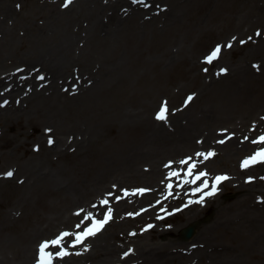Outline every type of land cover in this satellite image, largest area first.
Wrapping results in <instances>:
<instances>
[{
	"label": "rangeland",
	"instance_id": "1",
	"mask_svg": "<svg viewBox=\"0 0 264 264\" xmlns=\"http://www.w3.org/2000/svg\"><path fill=\"white\" fill-rule=\"evenodd\" d=\"M257 1L264 3V0H196L191 5L181 7L179 9L181 19L176 22L171 21L170 25L165 24L167 21L147 19L149 21L145 25L136 27L137 30H141L140 32L130 27L126 37L120 42L121 49L124 51L127 49L125 57L128 60V65L120 71L126 77L127 83H116V80L113 79L111 85L114 87L108 89V91L115 90L112 91L113 93L95 96L89 92L90 95L86 98L80 96L82 98L70 99L69 97L80 95L78 77H87L90 74L102 72V68L107 65L104 57L108 53L101 52L98 50L99 48H93L87 57L77 59V61L83 62L84 66L81 65L80 68L77 63H75L77 65L74 63L70 65L69 72L73 73V78L76 81L72 87L66 89L70 93L64 92L62 88L56 86V90L40 94L43 97L35 101L31 98L35 95L23 100L19 96V100L16 99L13 103L20 105L23 111L21 114H11L8 117H5L7 109L6 106H3L5 108L0 113V143L9 140L11 145L5 148L0 147V178L5 169L15 167L14 163L18 164L17 158L31 155L40 157L45 152L43 156L47 160L44 162V167L49 171L60 170L59 172L63 173L68 180L75 179V182H72L74 184L78 179V182L96 179L103 171L104 159L109 156L107 149L109 145H112V143L109 144L110 140L117 134L124 140L128 136L135 135V138H132L135 142L133 140L132 142L136 143L135 145H141L142 137L140 135L143 130L148 127L153 128L154 122L161 120L157 119V115L162 104H168L173 112L184 105L188 107L193 102L195 103L192 108H196L201 101L202 103H206L205 100L208 103L220 101L222 93L220 90L211 91L210 94H204V98L200 99L199 97V100H196L201 85L205 82L209 83V78L214 73L217 76L219 66L232 67L235 62L241 59L246 64V62L258 61L264 57V14L255 10ZM7 2L19 13L18 22L14 26L17 27L15 36L18 38L15 40L10 55H6V57L12 58L7 59L8 68L12 72L16 68H21L22 60H18V58L29 52L35 55L42 51L38 42L33 44L31 35L34 31H39L41 26H52L54 20H51L48 14L60 9L63 0H7ZM98 2L100 3L96 4L97 1L87 3L85 0H79L71 6L72 10L70 11L72 12L59 15L54 25L55 28L69 29L74 32L80 28L82 32L85 31L83 28L90 26L91 16L98 12L99 8L102 9L104 3L101 0ZM165 4L171 5L169 1ZM136 20L138 24V17ZM240 28H244V30H240ZM257 31H262V36H260L262 39L257 45V47L259 46L258 51L255 50L244 57L252 43L242 45L241 40L247 39L249 34ZM231 37H233L232 40H230ZM227 39L230 40L231 47L227 46L223 56L214 62H206L205 59L208 57L210 49L215 44L223 45ZM11 60L13 61L11 62ZM223 82H226L225 79ZM29 87L30 85H27L25 89L27 90ZM193 94L195 97L191 102L192 100H188V97ZM261 106L264 107V101ZM121 108H128L133 114V118L128 124L120 116ZM108 111H110L109 116L107 115ZM111 113L113 114L111 115ZM259 113L261 110H258L256 115ZM252 117L253 119L250 121H254L255 116ZM86 118H89L90 122L95 120L100 123L101 136L98 135L97 143L93 144L96 146L94 149L96 154L85 151L75 144L55 152L51 145L54 143H49V140L53 141V137L48 138V134L44 135L43 139H39V135L45 127L53 125L57 130L62 131L60 133L55 131V135L65 140L68 129L73 128L76 124L88 122ZM228 123L230 122L221 121L217 123V126L224 128L227 125L228 127ZM262 130L264 131V129L258 131ZM251 135H255V133ZM132 142H125V145H134ZM193 150L195 148L182 151L177 157ZM47 151H49L48 155ZM251 152L248 150L244 154H238L233 160L228 157L224 158L223 151H218L217 156H210L206 159V164L200 165L196 170L200 173H207L203 176V186L207 184V187L212 189V186L215 185L213 187L215 192L219 191L214 194L211 202L209 200L207 208L204 207V204H207L202 197L204 193L185 191L181 197L173 198L170 191H167L163 201L155 204L153 214L147 219L140 218L138 212L128 206L124 211L128 214L124 218H116L109 224L107 223L99 232L101 233L98 236L99 239L110 236V243L120 247V251L122 248L139 245L149 246L162 243L179 245V242L190 241L205 224L214 223L218 208L231 213V219L238 218L240 213L247 209L238 202V199H242V191H239L238 188L240 183L244 182L253 186V192L247 196L248 204L255 203L257 199L261 200L264 196V193L257 192V190H264L263 164L257 166L255 163L249 164L247 166L249 168L243 166L244 159L248 160V157L252 155ZM177 154V150L167 153L162 157V160ZM190 163L192 167L195 161L191 160ZM195 165L197 166V164ZM233 166L242 171L241 179L237 181L238 185L234 178L229 177L232 174ZM189 169L185 170L188 172ZM194 170L192 169V171ZM225 172L229 174L228 178L217 183L216 177L225 176ZM161 177L167 178L168 175L164 173ZM131 183L122 182L121 185L144 189L143 185L147 184L144 177ZM26 184L21 179L0 182L1 235L13 237L12 240L15 241L19 238L15 239L14 237L33 233L36 238L35 242L42 243L43 240H48L47 238L56 235L60 237L62 233L67 232L70 235L64 237L63 240L67 245L71 244V249L75 248L72 253L74 260L71 264L74 262L89 264L96 261L98 253L91 251L89 256H84L80 248H78L79 251L76 250L79 245L74 244L73 232L78 231L74 230L84 221L86 222L85 219L81 221V218L77 216L79 201L73 195L74 193L65 189L60 190L49 184L39 186V188L34 187V189L31 187L21 188ZM144 199L146 201V198ZM196 201H202L198 204L201 207H186L188 203L193 204ZM192 223H196L194 234L188 239L183 238L182 229ZM225 228L227 227H223L224 231H219L220 235L217 240L218 243L231 246L232 252L237 251L240 260L236 264H264V248H262L264 244L252 243L253 240L250 236L254 234L243 236ZM163 231H167V233L163 234ZM173 238H176L177 242L171 241ZM90 241V244H93L94 240ZM89 242L82 250L89 246ZM14 245L15 248L18 247L17 243ZM8 254L11 259L15 258V249H8ZM104 254L106 253L102 255ZM69 260L72 259L69 258ZM207 260L206 257L203 261Z\"/></svg>",
	"mask_w": 264,
	"mask_h": 264
},
{
	"label": "bare ground",
	"instance_id": "2",
	"mask_svg": "<svg viewBox=\"0 0 264 264\" xmlns=\"http://www.w3.org/2000/svg\"><path fill=\"white\" fill-rule=\"evenodd\" d=\"M95 1H97L96 4L100 3L98 2L100 0H85L87 3ZM167 1L172 6L169 4L167 6L165 4ZM195 1L144 0L141 3L138 0H101L104 3L101 4L102 9L99 8L98 12L91 16L90 26L83 28L85 30L83 32L80 28L75 32L69 29L55 28L56 19L60 14L72 12L70 11L71 8H60L48 14L49 18L54 20L52 26H41L39 31H34L31 35L33 44L38 42L42 51L35 55L29 52L18 58V60H22L21 68L15 67L16 69L11 72L8 68L7 59L12 58L6 57V55H10L15 40L18 38L15 36L17 27L14 26L18 22L19 13L8 4L7 0H0V104L6 100L5 117L11 114H21L23 108L17 103H13L16 99L19 100V96L23 100L35 95L31 97L35 101L43 97L40 94L56 90V86L60 88L72 86L76 81L73 78V73L69 72L70 65L77 63L80 68L81 65L84 66L83 62L77 61V59L87 57L93 48H99L98 50L101 52L108 53L104 57L107 65L101 67L102 72L99 71L87 77L82 76L81 82L78 83V87L81 89L80 95L69 97L70 99L86 98L90 94L99 96L113 93L112 91L115 90L108 91L114 87L111 85L113 79L116 80V83H127L126 77L120 73L122 68L128 65V60L125 57L127 49L126 51L121 49L120 42L126 37L128 29L133 27L137 30L138 25H145L149 21L147 19L167 21L165 24L170 25L171 21L176 22L181 19L179 10L181 7L184 8ZM256 4L255 10L264 14V3L257 1ZM240 30H244V28H240ZM140 31L137 30V32ZM248 36L250 38L247 43L252 44L248 47L244 57L255 50L258 51L259 46L257 47V45L262 39L260 37L262 31L253 32ZM232 39L233 37H231ZM234 40L236 41V39ZM225 48L226 46L222 47L221 51L224 52ZM76 56L77 58H75ZM46 57L48 58L46 59ZM249 63L244 64L241 59L235 62L232 67L220 66L216 73L217 76L214 73L209 78V83L202 84L201 90L199 88L196 96V100H199V97L200 99L204 98V94L220 90L222 92L220 101L208 103L205 100L206 103L201 101L196 108H192L193 103H195L193 102L195 94H193L192 105L189 104L188 107L184 106L173 112L168 107L165 119L155 121L153 128L148 127L143 130L142 135H140L142 137L141 145H135L136 143L132 139L135 138V135L128 136L124 140L117 134L115 138L110 140L109 144L112 143V145H109L108 149L106 148L108 143L105 146L109 156L104 159L105 166L96 179H90L87 182H78V179L75 184L72 183L75 182V179L73 181L68 180L63 173L59 172L60 170L49 171L44 167V162L47 159L43 156L45 155L43 152L40 157L31 155L25 158H17L18 164L14 163L16 168L5 169L0 182L21 179L22 182L27 183L21 188L31 187L34 189V187L39 188V186L49 184L60 190H69V192L74 193L73 195L79 201L78 218L89 219L92 215L98 216L109 209H111V220L124 218L128 214L124 211L130 206L138 212L140 218L147 219L153 214L155 204L163 201L167 191H170L173 198H178L185 191H198L200 189L198 192L204 193L202 197L206 200L207 204H204V207L207 208L213 195H207L212 190L202 185L204 177L199 176L200 178L197 179L194 176V174L199 173L196 170L200 165L206 164V160L203 161L202 156L197 155V153L213 152L215 153L214 156H217L218 151H223L224 158L228 157L234 160L238 154H244L248 150L252 151L254 148L252 146L264 145V143L258 142V134L263 132V130H258L264 129V107L261 106L262 101H264V57ZM36 69H40L42 73H39L41 71L37 73ZM222 70L226 71L222 72ZM39 74L43 75V79L38 78ZM224 79L226 82H223ZM108 81L110 82L107 83ZM41 84L46 88H35L32 91L25 89L27 85L40 86ZM58 92L63 95L60 91ZM89 92L91 93L88 94ZM7 97L9 98L7 99ZM0 108L1 113L5 107L0 106ZM258 110H261L260 116H258L259 114L256 115ZM107 115H110V111ZM120 116L127 124L133 118V114L128 108H121ZM252 116H255L254 121H250L253 119ZM86 119L88 122L76 124L73 128L68 129L69 131L66 130L65 140L55 135V131L57 133L62 131L57 130L53 125L45 127L40 133L39 139H43V136L48 134V138L53 137L52 148L55 152L73 144L80 146L85 151L95 152L96 146L93 144L97 143V136H101L100 123L95 120L90 122L89 118ZM221 121L230 122L228 123L229 126L218 127L217 123ZM252 133L258 136L256 143L251 141L254 136L251 135ZM124 141L132 142L134 145H125ZM10 145L9 140L0 143V147L4 148ZM86 146L88 147L84 148ZM192 148L195 150L188 151L189 153L185 152L181 154V157H177L180 156V152ZM176 150L178 151L177 155L162 160V157L166 156L165 154ZM46 153L48 155L49 151ZM184 157L194 159L198 166L192 167L195 170L191 175L184 169V165L190 159L184 160ZM181 161H186V163H181ZM249 164L253 163L250 162ZM255 164L256 166L263 164L264 169L263 161L255 162ZM7 171H11L13 175L7 176ZM164 173L168 175L167 178L161 177ZM172 173H178V175H172ZM241 173V170L233 166L230 176L234 178L237 185L239 184L237 181L241 179ZM140 177H144L147 183L143 185L145 186L144 190H146L143 193L139 191L142 189L140 186H138L140 189L136 190L135 186L124 187L121 185L122 182L131 183ZM238 188L239 191H242V199H238V202L247 209L240 213L238 218L231 219V213L218 208L214 223L205 224L200 231L197 230L198 232L188 242H179V245L162 243L149 246H130L131 248H122L120 251V247L110 243V236L99 239L98 236L101 233H96L85 238L79 248H84L91 239L94 240L93 244H90V241L89 246H86L81 252L84 256H89L91 251L98 253L96 261L89 264H236L240 260L237 251L232 252L231 246L218 243L219 231H224L223 227H227L225 229L228 231H236L237 234L243 236L254 234L250 236L254 241L251 242L264 244V196L261 200L257 199L255 203L250 202L248 204L246 202L247 196L253 192V186L242 182ZM257 192L264 193V190H257ZM24 195L26 196V194ZM104 200L108 201L107 205L102 203ZM198 204L200 203L196 201L193 204L188 203L186 207H201ZM164 233L167 231H163ZM12 238L1 235L0 230V264H37L34 258L37 251L35 235L33 233L23 234L14 237L15 239L19 238L15 241ZM171 241L177 242L176 238L171 239ZM14 243L18 244L17 248H15ZM51 247H56L55 253L67 251L65 250L67 245L64 244L63 240L60 246L50 244L49 248ZM11 248L16 251V257L13 259L8 254V249ZM103 253L106 254L102 255ZM70 255L57 256L55 254L53 263L69 264L72 262L68 259ZM202 257L203 259H201ZM206 257L208 260L204 262Z\"/></svg>",
	"mask_w": 264,
	"mask_h": 264
},
{
	"label": "snow or ice",
	"instance_id": "3",
	"mask_svg": "<svg viewBox=\"0 0 264 264\" xmlns=\"http://www.w3.org/2000/svg\"><path fill=\"white\" fill-rule=\"evenodd\" d=\"M73 2V0H67V2L65 3L64 7H67L69 4H71ZM142 2V0H141ZM19 7V6H18ZM257 35H260V33H257ZM228 47H231V44L227 45ZM221 48L220 46H217L213 52L207 57V60L209 63L212 62L213 59L217 58L218 54L220 53ZM222 71H226V70H222ZM41 79H43V77H41ZM192 97H188V100H191ZM166 112H167V106H163L160 110V113H158L157 115V119H165L166 118ZM254 143H256L257 141H253ZM260 143H264V135L259 137V141ZM49 143H52V141L50 140ZM220 143H223V141H220ZM197 155L200 156H204L205 159H208L210 156L215 155V153L213 152H209L207 154L204 153H197ZM191 159V158H189ZM258 161H264V149H261L260 151H258L253 157H251L248 160H245L243 162V166L247 167L249 165V163H255ZM181 163H186V161H181ZM193 168H195V164L192 165ZM189 174H191V169H189ZM7 176L11 177L13 175V173L11 171H9L8 173H6ZM172 175H178V173H172ZM207 175V173H200V176H204ZM200 177L198 176L197 179H199ZM228 177L226 176H218L216 177V181L217 183L227 179ZM169 187H171V185H169ZM205 187H207V184H205ZM200 189H198L199 191ZM141 193H143L144 189L139 190ZM215 192V188H213V190L211 192H208L207 195H213ZM198 202H202V201H198ZM103 204L107 205L108 201L104 200L102 201ZM111 218V209L108 210V213L105 215L103 220H96L94 225L92 227H90L87 231H85L82 234H79L76 236V242L77 243H81L83 241L84 238L88 237V236H92L95 235L96 232H98L103 226L104 224H106L108 222V220ZM79 227V226H78ZM151 227V226H150ZM70 234L65 232L62 233L60 237H58L55 240H52L50 242L45 241L44 243H42L40 245V253H41V258L39 261V264H51V258H52V253L50 252H46V249L49 247V245H53V246H60L62 240L64 239V237L69 236ZM57 256H61V255H68L67 251L64 252H57L56 253Z\"/></svg>",
	"mask_w": 264,
	"mask_h": 264
},
{
	"label": "water",
	"instance_id": "4",
	"mask_svg": "<svg viewBox=\"0 0 264 264\" xmlns=\"http://www.w3.org/2000/svg\"><path fill=\"white\" fill-rule=\"evenodd\" d=\"M194 230H195V225H190L182 231V234L184 237L188 238L194 233Z\"/></svg>",
	"mask_w": 264,
	"mask_h": 264
}]
</instances>
